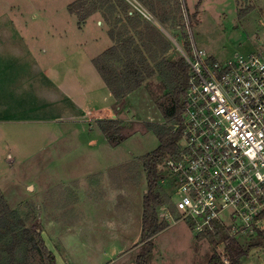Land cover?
<instances>
[{
  "label": "rangeland",
  "instance_id": "rangeland-1",
  "mask_svg": "<svg viewBox=\"0 0 264 264\" xmlns=\"http://www.w3.org/2000/svg\"><path fill=\"white\" fill-rule=\"evenodd\" d=\"M79 1L0 0V192L24 223L12 229L41 232L57 264H137L142 157L159 146L148 124L165 123L172 105L158 65L180 60L191 39L219 61L260 50L264 0H84L94 10L85 23L70 12ZM127 38L131 58L154 74L121 100L93 59ZM99 119L120 121V133L106 137ZM163 163L159 212L168 226L153 238L151 264H207L235 233L224 226L215 241L199 238L174 207L178 193ZM255 233L234 236L249 248L244 264H264V248L249 244ZM4 235L0 264H46L24 249L11 262Z\"/></svg>",
  "mask_w": 264,
  "mask_h": 264
},
{
  "label": "built area",
  "instance_id": "built-area-1",
  "mask_svg": "<svg viewBox=\"0 0 264 264\" xmlns=\"http://www.w3.org/2000/svg\"><path fill=\"white\" fill-rule=\"evenodd\" d=\"M189 42L178 153L163 163L174 207L199 234L264 229V46L219 61Z\"/></svg>",
  "mask_w": 264,
  "mask_h": 264
},
{
  "label": "trees",
  "instance_id": "trees-1",
  "mask_svg": "<svg viewBox=\"0 0 264 264\" xmlns=\"http://www.w3.org/2000/svg\"><path fill=\"white\" fill-rule=\"evenodd\" d=\"M70 12L79 17L80 22L85 23L94 10H88L85 1L81 0L79 3L72 5ZM194 17L198 22L197 13L194 14ZM138 18L142 20L141 17ZM162 18L165 21L167 16L163 15ZM173 25H176V23H173ZM184 36L187 37L188 34H184ZM133 43L134 39L132 38L124 39L119 45L107 49L100 56L93 59V63L102 79L105 80L107 87L117 99L121 100L126 99L133 90L141 86L146 78L154 74L151 71L149 75H144L142 69L137 66L141 61L131 58V52L134 51ZM189 45L190 42L188 41L187 46L189 47ZM122 48L125 50V58L121 55L120 49ZM123 61H127L124 67L121 65ZM158 68L169 89L172 105L165 115L167 120L165 123L148 124L149 130L157 136L159 146L156 150L142 157L143 169L147 179V192L143 200L142 246L137 257V264H151V255L154 250L153 238L168 226L159 212L164 204L162 192L159 189V182L163 178L160 168L166 158L178 153L181 131H175L174 128L181 119L189 73V67L183 57L178 61L163 60ZM97 124L106 137L120 133L121 122L118 120L99 119ZM11 215V208L0 192V233L6 234L3 237L6 240L3 246L11 262L14 263L18 252L24 249L25 252L31 250L39 253L46 264H57L56 256L45 244L41 232L25 226L20 232L12 229L11 225L17 228L24 225V223L21 220L15 221ZM7 234L11 236L10 239H7L9 237ZM252 236L250 238L253 241L255 238V241H251L249 244L264 248V229L257 230L253 236L254 238ZM198 237L214 240L216 234L208 232L207 234H199ZM224 241V249L222 251L215 249L207 264H244V259L249 256V248L245 246V243L231 235L225 236ZM0 258H2V254H0Z\"/></svg>",
  "mask_w": 264,
  "mask_h": 264
},
{
  "label": "crops",
  "instance_id": "crops-1",
  "mask_svg": "<svg viewBox=\"0 0 264 264\" xmlns=\"http://www.w3.org/2000/svg\"><path fill=\"white\" fill-rule=\"evenodd\" d=\"M100 111V110H99Z\"/></svg>",
  "mask_w": 264,
  "mask_h": 264
}]
</instances>
